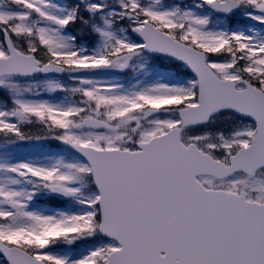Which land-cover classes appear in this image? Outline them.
Returning a JSON list of instances; mask_svg holds the SVG:
<instances>
[{
    "label": "snow or ice",
    "instance_id": "1",
    "mask_svg": "<svg viewBox=\"0 0 264 264\" xmlns=\"http://www.w3.org/2000/svg\"><path fill=\"white\" fill-rule=\"evenodd\" d=\"M0 264H264V0H0Z\"/></svg>",
    "mask_w": 264,
    "mask_h": 264
}]
</instances>
